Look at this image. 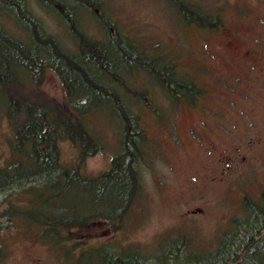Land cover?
Listing matches in <instances>:
<instances>
[{
	"label": "rangeland",
	"instance_id": "374dc122",
	"mask_svg": "<svg viewBox=\"0 0 264 264\" xmlns=\"http://www.w3.org/2000/svg\"><path fill=\"white\" fill-rule=\"evenodd\" d=\"M97 1L123 40L113 59L92 66L80 84V105L94 110L98 150L82 156L79 140L56 134L59 163L35 171L25 146L21 162L17 158L0 102V264H113L138 256L148 264H228L237 258L239 264H264V0H180L204 14L220 13L223 25L214 33L182 31L172 0ZM28 4L48 32L78 50L55 14L37 0ZM89 15L80 20L81 30L105 39ZM4 22L26 39L14 19ZM173 58L176 63H169ZM194 74L203 91L197 107L175 97L161 79L189 83ZM21 79L17 92L34 94V103L58 113L65 91L56 72L47 70L39 84ZM143 84L153 91L149 108L135 99ZM130 118L131 135L143 136L130 138ZM118 156L125 162L122 182L103 192L74 173L78 166L85 178H95ZM7 163L13 166L5 168ZM65 171L78 178L70 177V187ZM132 178L140 199L127 211ZM32 187L31 207L10 203ZM29 210L45 225L49 218L72 223V237L64 241L59 233L16 222ZM91 216L114 220L81 225ZM92 250L93 256H83Z\"/></svg>",
	"mask_w": 264,
	"mask_h": 264
},
{
	"label": "trees",
	"instance_id": "16d2710c",
	"mask_svg": "<svg viewBox=\"0 0 264 264\" xmlns=\"http://www.w3.org/2000/svg\"><path fill=\"white\" fill-rule=\"evenodd\" d=\"M37 2L43 9L55 14L65 28L69 30L70 36L76 40L78 50L68 49L56 35L48 32L43 20L30 10L28 0H0V102L3 103L4 114L15 133L14 150L18 154L17 158L21 162V151L25 146L28 152L26 159L35 165V171L41 168H44L43 170L51 169L59 163L56 134H66L71 140H79L82 156L98 150L99 144L91 130L95 120L93 116L90 117V114L94 110H88L80 105V102L85 99L80 84L82 79L88 77V70L92 66L106 65L113 59V49L123 44L122 36L114 30L116 23L103 15L105 14L104 11L99 12L100 4L97 0H71V4L63 0H37ZM172 2L178 7L176 19L184 32L194 29L214 33L223 25L220 13L204 14L180 0H172ZM83 12L90 13L91 17L95 18L99 27L105 31V39H95L81 30L80 20H83V15H89L81 14ZM5 17L14 19L27 32L26 39L16 36L8 29L4 22ZM176 61L177 59L173 58L169 60V63L175 64ZM198 68L200 69L199 66ZM47 70H52L59 75L65 91V102L63 106L57 107V114L52 113L50 109L39 103H34V99L30 98L34 94L29 97L24 96L15 88L23 77H29L32 83L39 84ZM194 75L191 76L193 81L189 83H175L166 75H161V79L175 97L192 107H197L203 91L197 81V74ZM180 91L183 92V95L179 94ZM135 93V99L142 100L144 102L143 107L149 108V99L153 95L150 85L143 84L141 89ZM152 109L160 117V112L154 107ZM39 122L42 123L40 124L41 128L35 129V125ZM126 124L128 125L127 132L133 133V119H127ZM131 133L130 138L136 135L138 137L143 136L142 132L134 136ZM19 161L12 163H19ZM9 166H13V164L4 165L5 168ZM124 168L125 162L121 156H118L113 158L109 171L95 178L86 177V179L78 166H74L73 170L80 179L91 184L102 185L101 192H103L108 184L114 185L116 182L121 184V174ZM64 169L69 168L65 167ZM64 176L69 187L72 183L68 181L78 180L75 175L69 174L67 171H65ZM70 177H73V181ZM29 190V192L27 190L12 196H16L19 203H14V201L10 203L31 207L35 188L32 187ZM139 191L137 179L132 178L128 192L127 211L132 208L131 206H134L136 200L139 201ZM28 213L16 222L29 223V226L37 231L42 230L43 232L46 229L50 236H52V232L59 233L64 241L72 237V223L49 218L50 222L45 225L42 224L43 219L39 213L33 210H29ZM112 220L114 218L110 219L108 216H91L86 221L81 222L84 223L81 225H89L87 224L89 222ZM63 231H66L68 236H63ZM94 254L93 250L83 252L84 257H90ZM237 259L228 264H239ZM119 261L121 263L114 262L113 264H148L143 256Z\"/></svg>",
	"mask_w": 264,
	"mask_h": 264
}]
</instances>
